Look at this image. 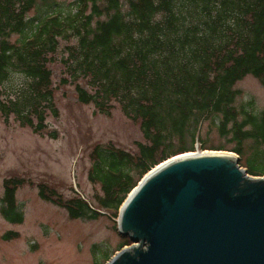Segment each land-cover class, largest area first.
I'll return each mask as SVG.
<instances>
[{
	"label": "trees",
	"instance_id": "1",
	"mask_svg": "<svg viewBox=\"0 0 264 264\" xmlns=\"http://www.w3.org/2000/svg\"><path fill=\"white\" fill-rule=\"evenodd\" d=\"M55 2L0 0V117H12L37 134L46 130V118L58 113L48 64L56 60L62 39L70 43L61 58L67 78L60 84H74L78 101L101 113L119 104L126 117L139 122L144 138L134 152L94 148L88 179L100 185V195L93 200L75 192L65 198L37 185L38 197L63 208L68 218L105 215L116 229L118 209L132 188L164 159L194 151L206 120L222 136L231 135L238 156L243 140L264 142V109L237 112L233 105L238 80L251 75L264 86V0H75L67 10ZM41 6L45 10L28 19ZM13 75L22 82L5 90ZM240 114L245 116L238 120ZM200 141L201 150H225ZM241 165L250 175L264 174L258 151ZM22 183L18 177L3 181L0 214L11 224L24 221L15 199ZM16 237L18 232L7 231L1 239ZM110 256L104 252L95 264Z\"/></svg>",
	"mask_w": 264,
	"mask_h": 264
},
{
	"label": "rangeland",
	"instance_id": "2",
	"mask_svg": "<svg viewBox=\"0 0 264 264\" xmlns=\"http://www.w3.org/2000/svg\"><path fill=\"white\" fill-rule=\"evenodd\" d=\"M74 1L56 0L54 4L56 8L67 10ZM41 10L45 7L32 10L28 19H36ZM59 43L56 60L48 64L58 113L46 118V130L37 134L12 117L8 121L0 117V205L3 181L11 177L23 179L15 199L24 220L11 224L0 214V264H95V259L102 262L104 252L113 256L126 239L130 243L127 236H120L117 228L112 227L109 217L70 219L63 208L38 197L37 185L45 184L65 198L75 192L88 201L93 200L96 194L100 195V185L88 179L94 148L112 145L134 152L136 142L144 140L139 122L126 117L119 104L112 102L108 113H101L91 103L78 101L74 84H60L62 77L67 78L61 58L67 56L65 48L70 42L61 39ZM12 78L5 84V90L15 89L22 82L19 75ZM79 84L89 88L85 80H79ZM233 88L238 93L233 101L237 112L243 108L258 114L264 109V86L258 79L245 76ZM244 116L240 114L238 120ZM250 129L251 126L245 127V130ZM53 131L56 137L52 138ZM199 136L206 145H221L226 151L237 146L229 140L230 134L222 136L218 127L208 120L201 124ZM200 138L194 144L199 151ZM174 144H177L176 139ZM240 145V165L254 151L264 156V142L251 137ZM7 231L18 232V237L2 240Z\"/></svg>",
	"mask_w": 264,
	"mask_h": 264
},
{
	"label": "water",
	"instance_id": "3",
	"mask_svg": "<svg viewBox=\"0 0 264 264\" xmlns=\"http://www.w3.org/2000/svg\"><path fill=\"white\" fill-rule=\"evenodd\" d=\"M122 205L106 264H264V175L231 152L166 160Z\"/></svg>",
	"mask_w": 264,
	"mask_h": 264
},
{
	"label": "bare ground",
	"instance_id": "4",
	"mask_svg": "<svg viewBox=\"0 0 264 264\" xmlns=\"http://www.w3.org/2000/svg\"><path fill=\"white\" fill-rule=\"evenodd\" d=\"M186 155H189V154L186 153ZM186 155L176 156L175 158H181V157H184V156H186ZM175 158H174V159H175Z\"/></svg>",
	"mask_w": 264,
	"mask_h": 264
}]
</instances>
